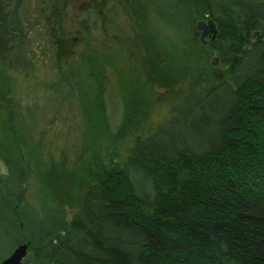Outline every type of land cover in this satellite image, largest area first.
Instances as JSON below:
<instances>
[{
  "label": "trees",
  "instance_id": "obj_1",
  "mask_svg": "<svg viewBox=\"0 0 264 264\" xmlns=\"http://www.w3.org/2000/svg\"><path fill=\"white\" fill-rule=\"evenodd\" d=\"M69 1L42 10L66 90L58 110L77 95L84 121L64 117L68 137L45 157V133L31 138L29 108L8 83L9 72L28 76L37 50L21 0H0V263L27 243L22 264H264V0H94L70 49ZM206 17L217 34L203 45L196 22ZM110 72L144 94L134 103L123 89L114 131ZM165 104L169 115L125 155L102 152V136L124 142Z\"/></svg>",
  "mask_w": 264,
  "mask_h": 264
},
{
  "label": "rangeland",
  "instance_id": "obj_2",
  "mask_svg": "<svg viewBox=\"0 0 264 264\" xmlns=\"http://www.w3.org/2000/svg\"><path fill=\"white\" fill-rule=\"evenodd\" d=\"M94 0H70L68 3V8L62 16V24L64 25V34L69 35L68 41H70L67 47H72L70 44L80 38V32L76 28V19L81 16L84 17L85 14L83 10L91 7V3ZM107 1V0H101ZM22 8V25L25 27H29L28 34L30 35V48L36 49L37 52H31L27 54L28 58L32 65H30V72L27 77H23V73L20 72H9V76L13 78L15 82L9 80L10 87L15 86V93L13 95V100L18 102L20 105L24 107H28L30 114L29 126L32 129V132L29 128V134L31 138H37L40 136L42 132L45 133L44 137L46 138L45 147L41 150L43 155L46 157V150H50L52 155L56 156L57 152H59L57 141L62 140L65 142V139L68 132L65 133V130L61 132L59 130V126L63 124V118L67 117L69 123L79 124L84 121V112L79 107L82 103L80 97L77 95L71 96L68 98V102L71 103L70 110H67V113H63V110H58L59 104L63 101L64 96L66 94V90L64 86L57 83L56 79V69H54V65H52V52L50 51V46L48 43L50 42V33L49 27L51 16L47 10H42V8H46L48 4L44 3L43 0H21ZM79 14V15H78ZM93 19V16H91ZM27 19V21H26ZM99 20V18H98ZM100 24L102 27L105 25V17L100 18ZM52 36V35H51ZM39 41V45L35 46L34 42ZM112 53L117 60L119 58L118 47L115 44L111 45ZM217 56L215 53L209 57V62L211 59ZM156 57V55H154ZM158 57V56H157ZM156 57V58H157ZM101 61L104 62V59L101 58ZM219 66V64H218ZM21 74V75H20ZM130 79V80H129ZM133 80L129 76H124L120 78V75L110 72L108 77V82L110 86V91L106 93L105 101H106V110L108 112V124L111 131H114L118 124L121 121L122 110H121V97L122 91L125 88L127 93L129 91H133V98H131L132 102L136 103L143 98V90L141 85L132 82ZM51 84V86H50ZM49 85L50 87H47ZM86 89V88H85ZM86 102L88 100L86 99ZM121 102V103H120ZM133 106V105H132ZM151 109L154 106H150ZM21 110H25L21 107ZM89 110H93L92 108ZM97 110H101L97 108ZM64 115V116H63ZM169 115V107L167 104L161 105L158 110H155L149 117L147 121H144L141 124V127L138 128V131L132 133L124 142H113L106 138V136H102V143L99 145L102 147V152L107 150H112L113 148H118V153L121 156L125 155L128 147L131 145L134 137L136 135H145L148 132V128H153L155 124L162 122ZM26 126V125H24ZM28 126V127H29ZM27 127V126H26ZM56 130H58L56 132ZM26 133V132H25ZM56 135L57 137H55ZM64 145V144H63ZM47 146V147H46ZM0 160V169L6 170L5 165L1 163ZM53 209H57L59 212L60 209L57 204H53ZM66 216L68 217L70 213L73 211L70 207H66Z\"/></svg>",
  "mask_w": 264,
  "mask_h": 264
},
{
  "label": "water",
  "instance_id": "obj_3",
  "mask_svg": "<svg viewBox=\"0 0 264 264\" xmlns=\"http://www.w3.org/2000/svg\"><path fill=\"white\" fill-rule=\"evenodd\" d=\"M196 29L200 33V42L205 45L207 39H214L217 34L216 22L211 17L200 19L196 22ZM211 64L218 66L219 60L217 56L211 59ZM28 251V244L23 243L15 247L5 258L1 260L0 264H22Z\"/></svg>",
  "mask_w": 264,
  "mask_h": 264
}]
</instances>
